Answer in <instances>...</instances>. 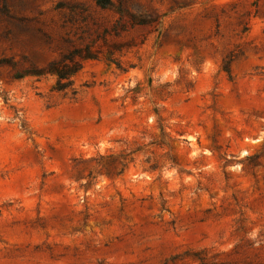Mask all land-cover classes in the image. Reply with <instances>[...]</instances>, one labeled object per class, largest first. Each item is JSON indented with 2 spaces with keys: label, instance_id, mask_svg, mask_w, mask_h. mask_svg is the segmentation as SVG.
Segmentation results:
<instances>
[{
  "label": "rangeland",
  "instance_id": "rangeland-1",
  "mask_svg": "<svg viewBox=\"0 0 264 264\" xmlns=\"http://www.w3.org/2000/svg\"><path fill=\"white\" fill-rule=\"evenodd\" d=\"M123 2L0 0V264H264V0Z\"/></svg>",
  "mask_w": 264,
  "mask_h": 264
},
{
  "label": "trees",
  "instance_id": "trees-1",
  "mask_svg": "<svg viewBox=\"0 0 264 264\" xmlns=\"http://www.w3.org/2000/svg\"><path fill=\"white\" fill-rule=\"evenodd\" d=\"M97 6L102 10L112 9L121 14L122 18L118 21L117 26L112 30H107L104 32V35H112L114 34L117 37H120L123 31L126 29H122V20L125 15L129 16L131 19L132 27L137 26H146L150 23L155 22L147 21L146 19H139V17L132 12L130 8H128L123 0H119L118 5L114 3L113 0H97ZM4 16L7 18V22L10 26H12L13 21H21L22 19L18 18L11 12L10 5L5 1L3 7L1 8ZM13 35V30L10 27L7 30L6 37ZM122 43L115 42L109 48V60H115L114 52L120 51ZM104 55V51H102L101 47H99L96 41H92L89 44H85L83 46H73L72 49L63 53L62 57L53 61L46 67H38L33 65L31 68L24 70L18 78H21L26 75H34V76H44L47 74L55 75L57 77L56 84L54 86V90L59 93H64L65 95H70L71 97H76L78 95V90L75 88L74 76L83 68L84 63L89 60H97L100 59Z\"/></svg>",
  "mask_w": 264,
  "mask_h": 264
}]
</instances>
